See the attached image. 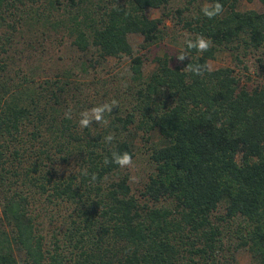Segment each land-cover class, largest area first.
<instances>
[{
  "label": "trees",
  "instance_id": "trees-1",
  "mask_svg": "<svg viewBox=\"0 0 264 264\" xmlns=\"http://www.w3.org/2000/svg\"><path fill=\"white\" fill-rule=\"evenodd\" d=\"M15 1L21 0H0V264H230L207 258L221 232L212 220L218 206L223 213L216 218L244 222L238 243L249 250L250 264H264V83L241 84L228 66L200 76L185 67L208 64L221 46L240 44L259 51L264 62V0H258L261 10L219 0L224 10L212 19L201 7L214 0H188L187 17L175 8L188 38L202 35L212 46L203 53L189 50L179 63L156 54L144 76L128 35L139 34L143 45L160 40L170 0H107L94 10L67 0L57 16L52 14L57 0H47L29 4L9 21L6 9L21 8ZM148 7L160 8V14L148 16ZM48 29L86 52L81 70L92 60L127 56L131 77L141 79L132 110L121 114L114 107L105 113L106 127L83 128L85 134L65 113L57 118L71 69L55 71L41 84L23 71L24 59L17 63L20 38ZM181 47L185 50L184 42ZM132 123L144 132L155 130L160 141L148 154L153 168L139 191L144 201L131 191L126 172L103 163L111 151L133 156ZM109 132L115 139L106 144ZM56 152L62 160L80 155L82 168L54 179ZM32 189L72 202L70 227L47 244L28 208ZM163 198L172 207L147 203Z\"/></svg>",
  "mask_w": 264,
  "mask_h": 264
},
{
  "label": "rangeland",
  "instance_id": "rangeland-1",
  "mask_svg": "<svg viewBox=\"0 0 264 264\" xmlns=\"http://www.w3.org/2000/svg\"><path fill=\"white\" fill-rule=\"evenodd\" d=\"M199 1L194 0L193 3ZM46 2L47 0L15 1L14 3L21 8L11 7L6 9L8 12L6 16L9 21L18 19L16 16L21 11H25L29 4L36 5L41 3L45 5ZM66 2L67 0H57L54 3L53 16L61 13V7L66 5ZM76 2L79 6L94 10L98 5L106 3L107 0H76ZM185 5L188 8H183ZM177 7L183 9L181 12L183 17H187V12L191 9L188 0H170L164 7V11H167L164 17V35L157 42L143 45L139 34L130 33L128 35L133 54L140 55L142 58V76L152 67V57L156 54L166 53L171 58L172 63H179L176 54L178 51H182L181 45L189 37L190 33L181 26V22L176 20L174 9ZM236 7L239 9L253 8L261 10L263 5L258 0H237ZM160 10V8L148 7L146 13L148 16L154 17L160 14ZM3 28L0 27V30H3ZM27 38L30 42L25 45V39ZM17 47L23 48L22 52H16L21 55L17 63H22L21 60L24 59L25 63L23 62L22 64L23 71L30 73L27 76H30L36 83L43 84V80L49 77L52 78V74L55 71H60L64 68L71 69L72 74L67 77L68 84L61 92V97L64 100L60 102V105L56 104L58 106L56 116L58 118L61 113L64 114L70 108L72 120H75L74 126L79 130L80 134L86 133L78 124L79 113L85 109L116 99L120 109L119 113L124 114L132 110L134 104L133 91L141 79L131 77L129 58L127 56L123 55L119 58L108 56L101 62L92 60L87 63L85 70H81L78 64L81 60L87 59L85 57L88 56L85 54L86 52L77 50L69 44L67 36H61L60 31L54 32L52 29H48L45 34L38 32L35 37L33 35H23L17 43ZM16 53H14V56L17 55ZM208 65L213 68L218 66L231 67L238 75L239 82L248 87L264 83V62L259 56V51L243 48L241 44L233 49L221 46L215 52L213 58L208 60ZM49 100L52 99L50 98ZM136 122L137 120L134 123ZM134 123L130 125L134 147L133 163L129 167L120 168V171L128 174V183L131 191L139 201H144L139 191L143 188V183L153 168L148 154L150 148L160 141L155 130L144 132L139 125L135 126ZM99 125L94 122L88 128L92 132ZM53 155L56 158V162L52 165L54 179H65L68 175L76 173L83 166V163L80 162V155L77 158V154H70L66 160L60 159V154L57 152ZM47 187L48 191H51V187L49 185ZM32 188L34 189V187ZM33 189L30 192L31 199L28 208L35 215L37 231L42 234L43 240L47 244L53 237L60 235L61 231L70 227L71 222L69 220L74 217L72 202L58 201L53 199L51 195H47L46 191L39 193L34 192ZM147 203L154 206L167 205L169 207H172L173 204L170 198H163L156 202L147 201ZM222 213V206H218L213 211L212 220L219 224L221 232L215 236L213 249L209 252L207 258L218 263L250 264L252 259L249 250L246 246L238 243V233L244 227V222L238 217L227 221H221L216 218V215ZM196 257L194 256V258Z\"/></svg>",
  "mask_w": 264,
  "mask_h": 264
},
{
  "label": "clouds",
  "instance_id": "clouds-1",
  "mask_svg": "<svg viewBox=\"0 0 264 264\" xmlns=\"http://www.w3.org/2000/svg\"><path fill=\"white\" fill-rule=\"evenodd\" d=\"M224 10V6L222 3L219 2V0H214L211 4H205L201 7V12L205 17L208 19H212L218 15H220ZM185 44V50L178 51L176 54V58L178 61H184L186 57L188 56V51L195 49L199 53L206 52L211 46L212 41L210 39L205 38L202 35H198L195 37V39L187 38L184 41ZM187 71L200 76L203 75L205 71L212 72L214 69L212 66L205 64H187L186 66ZM118 106V101L116 99H112L111 102L105 101L102 104L95 105L91 107L90 109H85L79 113V120L78 124L80 128H88L90 127L94 122L96 124H100L102 126L108 125V120L105 117V113L110 114L114 107ZM65 118L66 119H72L71 109L69 108L65 112ZM115 139V136L113 133L109 132L104 137V142L106 144H111ZM103 163L105 165L109 163H113L118 165L120 168L129 167L133 163V157L132 155L125 151V152H118V151H111V157L108 156L104 157ZM81 174L83 176H89V173L86 169L81 170ZM92 181H95L97 179V176L95 173H92L90 176Z\"/></svg>",
  "mask_w": 264,
  "mask_h": 264
}]
</instances>
